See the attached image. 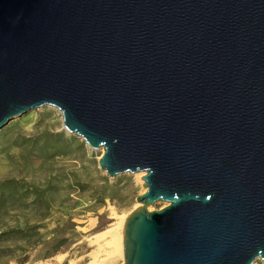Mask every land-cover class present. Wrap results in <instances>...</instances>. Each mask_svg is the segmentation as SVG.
I'll list each match as a JSON object with an SVG mask.
<instances>
[{
	"label": "water",
	"instance_id": "1",
	"mask_svg": "<svg viewBox=\"0 0 264 264\" xmlns=\"http://www.w3.org/2000/svg\"><path fill=\"white\" fill-rule=\"evenodd\" d=\"M42 107L144 173L122 264L264 262V0H0V130Z\"/></svg>",
	"mask_w": 264,
	"mask_h": 264
},
{
	"label": "rangeland",
	"instance_id": "2",
	"mask_svg": "<svg viewBox=\"0 0 264 264\" xmlns=\"http://www.w3.org/2000/svg\"><path fill=\"white\" fill-rule=\"evenodd\" d=\"M101 155L68 134L51 107L0 130V264L123 263L100 235L138 206L144 173L109 178L98 167Z\"/></svg>",
	"mask_w": 264,
	"mask_h": 264
},
{
	"label": "bare ground",
	"instance_id": "3",
	"mask_svg": "<svg viewBox=\"0 0 264 264\" xmlns=\"http://www.w3.org/2000/svg\"><path fill=\"white\" fill-rule=\"evenodd\" d=\"M69 134V133H68ZM124 221H121L118 223L115 227H112L111 229H108L107 231L103 232L100 236H108L109 237V242L108 246L112 251V255L116 254H121V230H122V225Z\"/></svg>",
	"mask_w": 264,
	"mask_h": 264
}]
</instances>
